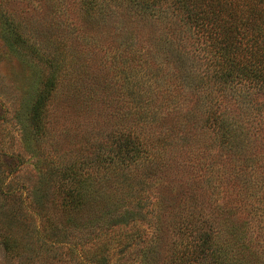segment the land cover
Listing matches in <instances>:
<instances>
[{
  "label": "rangeland",
  "instance_id": "rangeland-1",
  "mask_svg": "<svg viewBox=\"0 0 264 264\" xmlns=\"http://www.w3.org/2000/svg\"><path fill=\"white\" fill-rule=\"evenodd\" d=\"M200 2L0 0V264H264V86Z\"/></svg>",
  "mask_w": 264,
  "mask_h": 264
},
{
  "label": "trees",
  "instance_id": "trees-1",
  "mask_svg": "<svg viewBox=\"0 0 264 264\" xmlns=\"http://www.w3.org/2000/svg\"><path fill=\"white\" fill-rule=\"evenodd\" d=\"M201 1L203 2L196 3L198 7L194 11L190 9L188 16L198 26L208 27L220 35V41H217L216 44L219 45L218 49L220 52L222 51L224 58L222 61H218L215 66L221 68L220 62H228V73L222 74L224 81L228 82L227 84L240 82L250 87L259 84L264 86V31L257 24V20L261 19L256 18L255 21H252L251 18L257 16L244 17L243 21L240 20L239 24L233 27L232 21L228 20V24L225 23L223 14L219 12L217 15L211 10L215 7L207 4L208 0ZM232 27L234 33L241 34L240 39H236V36L235 40L233 39L232 31L230 32ZM250 33H253L251 38H249Z\"/></svg>",
  "mask_w": 264,
  "mask_h": 264
}]
</instances>
